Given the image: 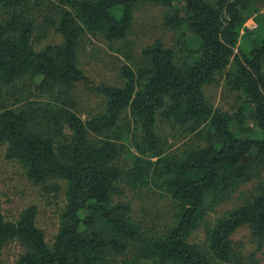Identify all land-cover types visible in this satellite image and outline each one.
<instances>
[{"label": "trees", "instance_id": "16d2710c", "mask_svg": "<svg viewBox=\"0 0 264 264\" xmlns=\"http://www.w3.org/2000/svg\"><path fill=\"white\" fill-rule=\"evenodd\" d=\"M54 1L56 17L45 21L62 40L37 49L32 38L44 0H0V143L33 182L63 181L66 204L53 245L36 205L16 220L0 207V248L20 241L17 264H238L231 239L238 227L264 239V180L250 200L217 219L207 249L190 236L210 205L264 171L261 0ZM146 2L164 8L174 46L157 39L143 49L142 65L122 67V85H93L105 107L82 118L73 90L89 82L80 61L84 35L126 39ZM254 15L259 26L249 29ZM223 71L226 85L246 97L235 114L214 108L205 93ZM26 92L34 98H18ZM159 120L203 133L206 144L165 153ZM125 142L136 153L127 168L118 163ZM122 182L165 191L176 204L173 222L161 233L143 230L129 203L116 200Z\"/></svg>", "mask_w": 264, "mask_h": 264}, {"label": "rangeland", "instance_id": "374dc122", "mask_svg": "<svg viewBox=\"0 0 264 264\" xmlns=\"http://www.w3.org/2000/svg\"><path fill=\"white\" fill-rule=\"evenodd\" d=\"M260 2L264 7V0ZM54 3H56L54 0H44L42 10L38 12V28L32 38V44L37 49L47 44L59 43L62 40L59 32L49 27L45 21L46 17L55 19L54 5L56 4ZM163 16V7L146 2L137 7L134 24L126 39L108 41L101 34L87 33L84 35L80 61L89 82H80L73 90L77 102V113L82 118L88 119L97 115L105 107L103 97L93 89V85H122V67L130 65L136 69L142 65L143 49L157 39L162 40L169 47L174 46L175 33L165 26ZM257 17V15L250 17L245 26L249 29L257 28L259 26ZM226 72L218 73L215 79L205 86V93L214 108L235 114L245 104L246 97L226 85ZM24 97L34 98V95L32 92H26L23 97L18 98L23 99ZM252 107H250V113ZM249 125L253 127L254 122L251 121ZM158 132L164 141L165 153L169 155L180 154L191 146L206 144L203 133L202 135L197 132L191 133L185 127L174 125L169 121L159 120ZM125 145L126 149L118 161L123 168L132 165L136 154L131 144L125 142ZM6 151L7 144L0 143L1 210L8 220H16L24 208L36 205L38 208L37 223L44 230L48 243L53 245L60 227V216L66 204L65 183L59 180L47 183L33 182L20 162L7 158ZM263 180L264 171L251 181L238 186L229 200L210 205L204 221L191 234L190 240L203 249H207L208 231L217 219L250 200ZM52 182L60 184L61 189L52 190L50 188ZM121 188L123 192L116 200L129 203L132 209V220L140 224L143 230L152 234L161 233L173 222L176 204L171 196L156 185L149 184L141 188H132L122 182ZM231 239L238 264H264V239L254 236L247 225L238 227ZM24 251L25 246L20 241L7 242L0 248V264H17Z\"/></svg>", "mask_w": 264, "mask_h": 264}, {"label": "water", "instance_id": "95a60500", "mask_svg": "<svg viewBox=\"0 0 264 264\" xmlns=\"http://www.w3.org/2000/svg\"><path fill=\"white\" fill-rule=\"evenodd\" d=\"M238 52V50H236Z\"/></svg>", "mask_w": 264, "mask_h": 264}]
</instances>
